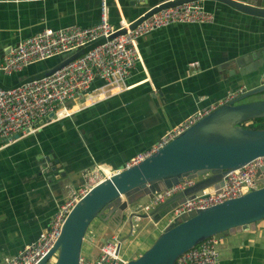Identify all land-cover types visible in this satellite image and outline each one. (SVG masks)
Instances as JSON below:
<instances>
[{"label": "crops", "instance_id": "0c3cea01", "mask_svg": "<svg viewBox=\"0 0 264 264\" xmlns=\"http://www.w3.org/2000/svg\"><path fill=\"white\" fill-rule=\"evenodd\" d=\"M124 1L107 0L114 23L118 15L133 18L157 0H134L123 7ZM202 2L214 13L212 22H174L136 39L139 57L125 78V88L111 89L93 101H69V115L12 141L0 139V257L36 238L68 187L82 181L85 168L100 164L108 172V167H120L128 157L156 145L191 113L218 104L228 91L255 84L241 83L232 62L257 42L260 21L217 0ZM98 11L99 0H0V52L45 26L94 23ZM23 69L10 74L29 73ZM101 84L95 76L90 87ZM261 97L264 94L257 93L245 100ZM251 120L248 124L253 126L264 117ZM51 152L61 161L64 175L47 181L38 165ZM156 220L135 218L137 225L122 244L126 248L121 254L131 258L127 252L139 246L127 245L139 236V244L144 242L147 248L166 224ZM111 225L112 221L95 216L83 234L80 256L95 257L104 240L127 232L126 224L114 230ZM219 264H264V220L253 230L221 236Z\"/></svg>", "mask_w": 264, "mask_h": 264}, {"label": "water", "instance_id": "95a60500", "mask_svg": "<svg viewBox=\"0 0 264 264\" xmlns=\"http://www.w3.org/2000/svg\"><path fill=\"white\" fill-rule=\"evenodd\" d=\"M183 1L187 0H157L148 4L139 14L129 19L128 27H133L142 18L162 7ZM217 1L260 21V37L257 42L239 53L232 62L239 72L241 83L255 84L215 105L137 163L115 171L90 186L66 213L52 246L35 264H79L81 240L95 216L104 221H112L113 230L126 224L127 232L118 240V243L123 242L136 227L135 218L148 217L155 221L172 205L182 201L185 195L191 197L203 188L220 186L226 171L264 155V128L240 124L246 119L264 117V97L245 100L253 94H264V82L257 81L264 65V0ZM129 3L133 4L134 0H129ZM123 31L124 27H120L107 37ZM65 62L22 74L19 82L46 75ZM230 71L233 72V69ZM52 115L53 110H50L39 121L48 120ZM19 135L14 133L12 138ZM61 164L54 152L46 154L38 165L39 173L47 181L58 179L64 175ZM256 176L261 183L257 188L174 216L147 248L137 256L126 259L123 264H173L177 255L204 237H221L255 229L256 223L264 220V164L257 168ZM182 177H193L195 181L147 213L133 209L142 198L150 197L154 191Z\"/></svg>", "mask_w": 264, "mask_h": 264}, {"label": "built area", "instance_id": "2783aa9c", "mask_svg": "<svg viewBox=\"0 0 264 264\" xmlns=\"http://www.w3.org/2000/svg\"><path fill=\"white\" fill-rule=\"evenodd\" d=\"M107 6V0H99L98 20L94 23H72L58 28L45 26L3 48L0 52V73L10 74L36 61L94 42L82 54L46 75L5 87L0 86V139L12 141L14 133L23 136L34 132L44 123L69 115V101H93L108 95L111 89L125 88V78L139 57L136 39L140 35L174 22L206 23L214 19L213 11L205 8L202 0H187L162 7L142 18L133 27H128L130 20L121 15H118L116 23L110 21ZM120 27H124L123 32L107 37ZM95 76L102 80V84L91 88ZM259 82H264V65L259 74ZM243 90L244 87H240L228 91L219 103ZM215 105L217 103L191 113L177 126L166 131L156 145L128 157L120 167H108V172L101 168L100 164L85 168L82 171V181L68 187L66 194L52 211L47 226L17 252L2 255L0 264H35L52 246L66 213L90 186L115 171L137 163ZM50 110H53V115L40 122ZM262 164L264 155H259L239 167L226 171L220 186L203 188L200 193H193L191 197L185 195L182 201L172 205L158 221L162 219L167 223L182 212L204 208L257 188L261 183L257 181L256 170ZM194 181L193 177H182L175 183L154 191L144 202H137L133 209L147 213ZM118 240L116 236L104 240L99 245L95 257L86 258L79 254V264H123L127 258L119 253ZM219 241L220 237L215 235L204 237L177 255L173 264H219Z\"/></svg>", "mask_w": 264, "mask_h": 264}, {"label": "trees", "instance_id": "16d2710c", "mask_svg": "<svg viewBox=\"0 0 264 264\" xmlns=\"http://www.w3.org/2000/svg\"><path fill=\"white\" fill-rule=\"evenodd\" d=\"M151 1H154V0H148V2H151ZM203 1V0H202ZM129 0H126L124 2H122V5L123 7L128 5L129 3ZM132 5V4H131ZM143 7L145 6L144 4L142 5ZM141 6V7H142ZM140 7V8H141ZM142 7V8H143ZM115 10V6L112 5L111 9H110V13L112 15V11ZM126 15H127V12H126ZM109 19H110V15H109ZM117 19V17H116ZM111 21V19H110ZM114 21H116L114 19ZM113 22V21H112ZM92 43H88L84 46H80L78 48H75L73 50H70L68 52H65V55H63L62 53L61 54H56V55H53L49 58H46V59H43V60H40V61H36L34 63H31L29 65H27L24 69H26V72H36L38 70H41L42 68L46 67V66H49L51 65V67H54L55 65H59L61 62H65L67 60H70L80 54H82L86 49H88L92 44ZM2 51V50H1ZM23 69V70H24ZM21 78V75H15L11 78L10 81H8L9 83H11L12 85L13 84H16L19 82V79ZM7 82V81H6ZM256 119H260V117H257ZM254 127H257V128H264V122L262 120H258L256 122V124L253 125Z\"/></svg>", "mask_w": 264, "mask_h": 264}, {"label": "rangeland", "instance_id": "374dc122", "mask_svg": "<svg viewBox=\"0 0 264 264\" xmlns=\"http://www.w3.org/2000/svg\"><path fill=\"white\" fill-rule=\"evenodd\" d=\"M63 55H65V53H62ZM12 76H13V74L11 75V74H8V75H0V86H3V87H5V86H9V85H12L11 83H9V82H6L5 80L4 81H2L1 79H6L7 81L8 80H10L11 78H12ZM248 122L251 124V119H246V120H244V122L243 121H241V123L240 124H242V123H245V125H247V126H251L250 124H248ZM96 217H98V216H96ZM100 218V217H99ZM93 219V218H92ZM135 236V235H134ZM135 239V240H134ZM133 242L131 243H129L127 246H129L130 248L132 247H134V245H137V246H139L138 248H135V250H133V251H129V252H127V253H130V255L132 256L131 258H133V257H135V256H137L138 255V253L137 252H140L142 249H144L145 248V246H146V243H144V242H141L140 244H139V242L141 241V238H140V236L138 237V240L136 241V238H133ZM148 243V242H147ZM139 244V245H138ZM124 248H126V246H122L121 247V249H120V253H123L124 252ZM141 253V252H140ZM139 253V254H140ZM128 255V254H127Z\"/></svg>", "mask_w": 264, "mask_h": 264}, {"label": "bare ground", "instance_id": "6f19581e", "mask_svg": "<svg viewBox=\"0 0 264 264\" xmlns=\"http://www.w3.org/2000/svg\"><path fill=\"white\" fill-rule=\"evenodd\" d=\"M128 239H129V238H127V239L124 240L123 242H120V244H119V248H118L119 253H120V249H121L122 244L126 243V241H127Z\"/></svg>", "mask_w": 264, "mask_h": 264}]
</instances>
